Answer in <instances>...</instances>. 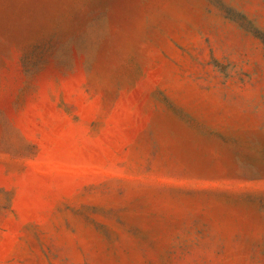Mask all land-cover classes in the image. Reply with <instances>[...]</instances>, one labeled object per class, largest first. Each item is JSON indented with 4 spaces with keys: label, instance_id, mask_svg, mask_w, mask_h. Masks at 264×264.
Returning <instances> with one entry per match:
<instances>
[{
    "label": "rangeland",
    "instance_id": "1",
    "mask_svg": "<svg viewBox=\"0 0 264 264\" xmlns=\"http://www.w3.org/2000/svg\"><path fill=\"white\" fill-rule=\"evenodd\" d=\"M0 264H264V0H0Z\"/></svg>",
    "mask_w": 264,
    "mask_h": 264
}]
</instances>
